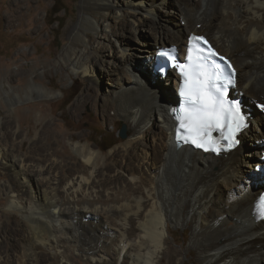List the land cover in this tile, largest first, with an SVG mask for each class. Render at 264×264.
Returning a JSON list of instances; mask_svg holds the SVG:
<instances>
[{"label":"bare ground","instance_id":"6f19581e","mask_svg":"<svg viewBox=\"0 0 264 264\" xmlns=\"http://www.w3.org/2000/svg\"><path fill=\"white\" fill-rule=\"evenodd\" d=\"M82 6L83 15L66 28L70 44L59 57L61 70L86 79L69 109V128L43 124L39 102L33 104L40 116L29 150L18 122L9 123L0 138L6 173L0 175L7 179L0 185V220L21 219L12 250H0V264H56L57 258L68 264L69 250L95 264H181L182 252L168 241L170 224L190 228L200 264H264V217L256 210L264 186L254 170L264 139L258 108L264 103V0H121L119 7L111 0H82ZM161 6L171 10L165 17ZM12 13L18 17L19 8ZM144 27L145 41L131 44L128 34ZM192 32L205 34L232 60L244 93L242 143L226 155L173 143L168 110L176 103L177 78L169 75L162 83L151 70L158 48L184 49ZM89 35L96 36L92 44ZM103 59L111 62L109 70L100 66ZM28 72L9 76L3 90L9 99H22L16 84ZM94 83L105 93L99 95ZM31 86L39 95L23 92L26 100L57 99L33 78L26 88ZM114 103V115L131 135L103 155L88 142L82 111L90 107L103 124H113L108 108ZM150 122L153 129L137 136ZM65 163L71 165L67 171Z\"/></svg>","mask_w":264,"mask_h":264},{"label":"rangeland","instance_id":"374dc122","mask_svg":"<svg viewBox=\"0 0 264 264\" xmlns=\"http://www.w3.org/2000/svg\"><path fill=\"white\" fill-rule=\"evenodd\" d=\"M114 7H119L121 0H111ZM54 2H57L53 8ZM116 5V6H115ZM19 8L18 17H12V9ZM64 8L61 12L53 15V12ZM21 8V9H20ZM82 0H19L16 5H12L11 0H0V138L6 132V127L9 123L17 122L21 125L25 137V149L29 150L32 142V135L37 131L35 128L39 122V108L34 103H42L45 111L42 118V123H52V128L68 129L71 117L69 109L71 104L83 92L86 84V79L79 75L71 76L66 70H61L59 67L60 55L65 48L70 44L66 28L70 23H75L81 15H83ZM160 14L165 17L166 13L171 12L165 6L160 7ZM13 21L12 24L10 22ZM116 19H112L110 23H114ZM144 31L135 35H129V42L133 45L141 46L145 38L141 37ZM201 34H203L201 32ZM131 37V38H130ZM134 38V39H133ZM136 38V40H135ZM96 40L95 35H89V43L92 44ZM130 52V51H129ZM102 61V68L108 69L111 62L107 59ZM28 70L27 77H20L17 90L21 92L22 99L13 101L9 99L3 90H8V78L14 73H22ZM24 78L25 83H22ZM30 78H33L36 83L46 87L57 96V99H48L46 97H36L26 100L25 92L34 96L39 95V91L29 84ZM166 81L162 80V83ZM99 95L104 94L102 87H97ZM24 92V93H23ZM23 93V94H22ZM111 100V99H110ZM170 103V102H169ZM115 106V103H114ZM115 107L108 108V115L114 118V123L103 124L102 121L95 118L90 107H86L82 111L85 121L83 131L89 135L88 142L100 147L103 155H107L120 143L124 142L131 135L123 120L114 115ZM70 117V119H69ZM49 120V121H48ZM72 122V121H71ZM122 125L126 126L127 136L122 139L119 135ZM33 127V128H32ZM29 128V129H28ZM32 132L29 134V130ZM152 130V122L146 127L140 129L137 136H141L147 130ZM36 130V131H35ZM148 134V132H147ZM51 138H53L51 136ZM19 141L15 142L18 147ZM66 140L67 147L71 150V142ZM114 144L107 150L104 148ZM70 163H65V171L70 167ZM0 173L5 174V170L0 164ZM6 177L0 175V185H5ZM5 208L4 201L0 202V214ZM10 219V220H9ZM10 223L12 229L8 230L5 238L2 230H5L6 221ZM21 219L18 216H4L0 220V243L5 239V243L0 244V250H12L11 244L19 235V223ZM171 236L168 241L171 246L182 252L180 257L181 264H200L196 261V250L190 247L191 231L188 226L184 228L175 227L170 224ZM7 237V238H6ZM65 255L68 256L70 262L68 264H95L85 260L84 255L74 250H69ZM65 260L56 259V264H61Z\"/></svg>","mask_w":264,"mask_h":264},{"label":"snow or ice","instance_id":"6c2138e0","mask_svg":"<svg viewBox=\"0 0 264 264\" xmlns=\"http://www.w3.org/2000/svg\"><path fill=\"white\" fill-rule=\"evenodd\" d=\"M202 39L199 37L193 38L194 41ZM194 47L198 53L194 59L190 56V62L187 65L180 63L175 65L183 80L180 96L183 98L184 105L176 115L179 122L177 139H184L185 142L190 141L196 147L205 151L209 150L210 146L215 150H219V145L213 140L212 133L213 131L224 130V116L227 113L229 118L227 135L223 138L228 140L227 147L231 148L238 142L236 134L246 126L244 123L245 118L241 114L239 104H233L230 108H225L223 99L217 100L215 94L223 97L224 93L221 92V86L226 91L227 84H232L234 81L228 79L226 83L223 82L220 68L213 61V57L217 55L215 52L211 49H204L200 45L191 44L188 49L189 54L192 53ZM170 55L175 60V50H172ZM186 68L190 71H185ZM193 74L196 76L195 81L192 79ZM217 81H221V84L218 85ZM180 129H184L185 133L181 134Z\"/></svg>","mask_w":264,"mask_h":264},{"label":"water","instance_id":"95a60500","mask_svg":"<svg viewBox=\"0 0 264 264\" xmlns=\"http://www.w3.org/2000/svg\"><path fill=\"white\" fill-rule=\"evenodd\" d=\"M119 135H120V137L122 139H125L126 138V136H127V129H126V126L125 125H122V127L120 128ZM262 192H261V194H262Z\"/></svg>","mask_w":264,"mask_h":264},{"label":"trees","instance_id":"16d2710c","mask_svg":"<svg viewBox=\"0 0 264 264\" xmlns=\"http://www.w3.org/2000/svg\"><path fill=\"white\" fill-rule=\"evenodd\" d=\"M57 4V2H54L53 8L55 7V5ZM64 8L60 7L59 9H57L56 11L53 12V15L58 14L59 12H61ZM114 144H110V146L104 148V150H107L108 148H110L111 146H113Z\"/></svg>","mask_w":264,"mask_h":264}]
</instances>
